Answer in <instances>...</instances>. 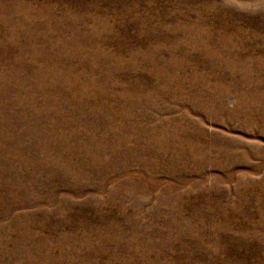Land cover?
Here are the masks:
<instances>
[{
  "label": "rangeland",
  "instance_id": "374dc122",
  "mask_svg": "<svg viewBox=\"0 0 264 264\" xmlns=\"http://www.w3.org/2000/svg\"><path fill=\"white\" fill-rule=\"evenodd\" d=\"M0 264H264V0H0Z\"/></svg>",
  "mask_w": 264,
  "mask_h": 264
}]
</instances>
